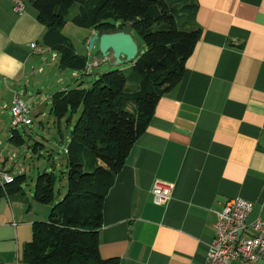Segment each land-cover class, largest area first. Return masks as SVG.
Wrapping results in <instances>:
<instances>
[{
  "label": "crops",
  "instance_id": "1",
  "mask_svg": "<svg viewBox=\"0 0 264 264\" xmlns=\"http://www.w3.org/2000/svg\"><path fill=\"white\" fill-rule=\"evenodd\" d=\"M22 1L25 9L18 14L11 0H0V80L11 82L10 103L15 94L22 98L13 85L25 80L28 69L35 70L32 61L41 56L32 54L28 45H40L45 33L30 2ZM195 1L199 35L183 77L159 99L104 198L98 231L102 259L204 264L215 212L224 203L250 201L247 223L258 216L264 219V0ZM98 34L88 30L85 44ZM43 48L44 53L51 51ZM51 52L56 69L63 71ZM97 65L93 60L91 66ZM113 65L110 60L106 68ZM53 93L44 102L49 99L51 105ZM40 99L28 102L45 116ZM40 127L45 129L42 122ZM55 129L61 131L60 122ZM156 180L173 186L171 199L163 204L152 199ZM6 189L0 191V264H19V226L14 222L19 214ZM17 196L14 201H26L33 212L34 218L24 224L47 221L49 205L35 201L33 192L32 199Z\"/></svg>",
  "mask_w": 264,
  "mask_h": 264
},
{
  "label": "trees",
  "instance_id": "2",
  "mask_svg": "<svg viewBox=\"0 0 264 264\" xmlns=\"http://www.w3.org/2000/svg\"><path fill=\"white\" fill-rule=\"evenodd\" d=\"M45 27L41 46L57 54L58 69L84 71L86 58L75 52L62 33L71 22L99 33L129 31L144 44L129 71L100 74L90 88L65 89L51 95V114L72 125L67 145L68 189L55 202V162L39 173L33 199L52 204L47 221L31 225L24 245V264H118L98 250L102 204L115 175L137 138L145 131L159 99L176 87L198 40L195 0H28ZM135 39V38H134ZM61 131H59V134ZM9 141L24 143L17 130ZM37 145V143H36ZM25 175L13 177L8 193L21 191ZM2 189L0 188V191ZM2 192V191H1ZM0 192V195L2 194ZM59 194L60 192L57 191Z\"/></svg>",
  "mask_w": 264,
  "mask_h": 264
},
{
  "label": "rangeland",
  "instance_id": "3",
  "mask_svg": "<svg viewBox=\"0 0 264 264\" xmlns=\"http://www.w3.org/2000/svg\"><path fill=\"white\" fill-rule=\"evenodd\" d=\"M75 12L76 6H74L67 15V22L62 29V33L70 39V42L77 54H83L84 49L86 50L85 55L82 56L86 58L87 66L84 71L80 72L70 70L58 71L56 69V63L52 61L51 51L45 52L38 60L32 61V64L35 66V70L28 69L25 80L21 83L13 85L15 90L22 96L23 100L27 102L30 110L28 118L32 120V124L28 126H19L13 129L17 130L23 137L24 143L22 145L9 141L12 130V114L10 110V93L8 90H10L9 84H11V82L6 84L0 80V168L2 162L7 159L8 161L6 162V166L3 168L5 172L13 177L25 175V180L21 183L22 192L11 193L8 196L9 203H11L12 207L16 204L15 210L19 214V217L15 218L14 221L16 223V227L19 226V234L17 236L20 260L19 264H24L22 258L23 248L25 243L29 242L32 238L31 224L24 223L34 217L33 212L31 211L32 209H29V205L26 201L24 202L18 199L14 201L15 198L13 196L18 194L17 197L32 199V192L34 191L38 174L42 172H50L54 162V172L57 176L55 202L61 200V198L66 194L68 182L67 169L65 167L66 155L64 150L69 144L72 125L81 112L80 109V111L73 116L70 125L66 124L65 119H62L60 121L61 133L59 134L55 129L56 119L51 114L50 101L46 97L47 102H44L45 100L43 97L49 93L59 91L61 89L59 88L60 86H63V88L66 89H74L77 87L90 88L100 74L113 70L129 71L132 66V63H117L112 67L106 68L110 65V62L105 60L98 51V41H95L93 47L90 49L88 44L86 45L84 41L87 36L88 29L77 27L71 22V17L75 14ZM134 38L143 53L145 50L144 44L137 36ZM109 58H111V55H109ZM93 60L98 62L97 66H91ZM39 68L43 70V73L38 72ZM25 89H27V92ZM39 89L41 92L40 94H37ZM31 97L41 98L40 102L42 105L40 106V109L46 114L45 116H42V113L39 114L33 108L30 104L32 101L28 102ZM41 122L43 123L45 129L40 127ZM57 191L60 193L58 194ZM1 199H5L7 201L5 195H2ZM9 203L7 202L6 207L9 206ZM42 205L45 206L48 204ZM49 206L51 209L52 204H49ZM21 221L23 222V224H21L22 226L19 225ZM14 250L16 251L15 245Z\"/></svg>",
  "mask_w": 264,
  "mask_h": 264
},
{
  "label": "built area",
  "instance_id": "4",
  "mask_svg": "<svg viewBox=\"0 0 264 264\" xmlns=\"http://www.w3.org/2000/svg\"><path fill=\"white\" fill-rule=\"evenodd\" d=\"M11 1L14 12H24L25 4L22 0ZM28 46L32 54L44 53L43 46L38 43L33 42ZM10 110L12 129L32 123L28 118L29 109L19 95H14ZM64 153H67L66 149ZM12 182L13 177L0 168V188L5 190ZM172 190L171 184L154 181L151 188L154 203L163 204L171 199ZM252 209V202L235 198L228 200L215 212L217 220L213 225L214 236L207 249L204 264H253L264 261V219L258 216L247 223Z\"/></svg>",
  "mask_w": 264,
  "mask_h": 264
},
{
  "label": "water",
  "instance_id": "5",
  "mask_svg": "<svg viewBox=\"0 0 264 264\" xmlns=\"http://www.w3.org/2000/svg\"><path fill=\"white\" fill-rule=\"evenodd\" d=\"M95 41H98V51L102 57L109 62L113 60L114 64L132 63L138 56V44L128 31L93 35L88 41L90 49ZM6 162L7 159L2 162L1 168H5Z\"/></svg>",
  "mask_w": 264,
  "mask_h": 264
}]
</instances>
